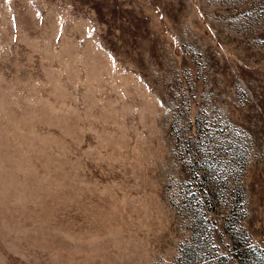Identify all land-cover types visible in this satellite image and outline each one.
I'll use <instances>...</instances> for the list:
<instances>
[{
    "label": "rangeland",
    "instance_id": "1",
    "mask_svg": "<svg viewBox=\"0 0 264 264\" xmlns=\"http://www.w3.org/2000/svg\"><path fill=\"white\" fill-rule=\"evenodd\" d=\"M0 264H264V0H0Z\"/></svg>",
    "mask_w": 264,
    "mask_h": 264
}]
</instances>
